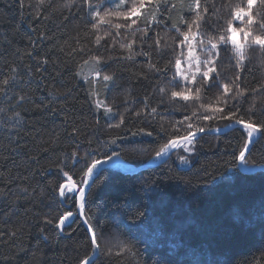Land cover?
Returning a JSON list of instances; mask_svg holds the SVG:
<instances>
[{"label": "trees", "instance_id": "16d2710c", "mask_svg": "<svg viewBox=\"0 0 264 264\" xmlns=\"http://www.w3.org/2000/svg\"><path fill=\"white\" fill-rule=\"evenodd\" d=\"M170 2L177 3V9L171 11L169 23L179 24L178 0ZM213 2L223 0H209L210 6ZM237 2L232 0L233 4ZM29 3L34 8H28ZM51 3L53 8L37 19L34 13L40 7L39 0H25L23 8L18 0H0V72L8 74L14 64L23 69L24 65L39 63L47 69L36 74L26 89L43 106L27 103L20 109L21 123L11 119L13 110L0 99V107L7 113H0V264H79L86 255L92 256L89 233L81 218L66 222L63 232L54 223L44 222L45 217L54 218L58 211H76L73 199L61 201L53 191L61 179L56 162L72 150L74 143H79L83 152L91 142V147L101 149V159L106 158L104 152L116 151L124 162L142 167L155 158L168 134H182L175 132L173 125L193 110L179 101L174 105L160 103L157 86L169 87L174 69L168 61L176 58L169 39L163 58L156 55L154 46L151 57V63L167 65L168 79L164 75L154 79L156 73L143 55L113 62L109 71L119 77L116 86L106 91L101 81L96 87L100 98L115 101L126 122L121 129H109L101 116L97 125L90 95L93 86L84 82L93 67L83 64V54H67L80 46L77 39L85 47L91 45V39L84 38L87 10L71 6L69 0ZM213 19H209L210 25ZM160 34L175 35L167 30ZM120 43L127 40L119 38L115 48H101V52L123 51ZM28 52L34 55L29 57ZM45 58L47 65L42 63ZM219 71L226 82L238 74L223 52ZM239 74L242 88L264 85V56L250 53L246 70ZM217 91L208 93L206 102ZM146 97L148 109L156 107L157 112L136 117L133 113L145 107ZM253 99L257 102L255 118L264 120L260 111L264 93L249 96L247 103L237 107L247 117ZM210 123L222 129L230 124ZM73 126L79 127L78 136L69 135ZM148 131L153 135L144 134ZM243 136L237 126L220 134L198 136L187 167L181 165L176 151L166 161L137 172L105 167L104 176L90 190L88 205L91 223L103 237L101 243L106 249L96 264H255L264 260V168L245 172L233 159ZM13 147L17 150L12 151ZM82 166L73 168L69 164L74 178ZM245 166L264 167V138L256 140ZM25 187L31 196L20 190ZM41 191L44 198H34ZM137 209L144 215L137 216ZM13 231L18 233L16 238L10 235ZM106 237H114L115 244H108ZM124 246L128 251L118 255Z\"/></svg>", "mask_w": 264, "mask_h": 264}, {"label": "snow or ice", "instance_id": "6c2138e0", "mask_svg": "<svg viewBox=\"0 0 264 264\" xmlns=\"http://www.w3.org/2000/svg\"><path fill=\"white\" fill-rule=\"evenodd\" d=\"M46 2L47 7H44ZM18 3L21 8L25 7V0H18ZM69 4L87 10V30L84 38L85 41L91 39V45L85 47L82 41L77 39V44L80 46L71 48L67 54L72 56L81 53L84 56L83 64L93 67L92 74L84 78V82L93 86L90 95L93 97V106L97 113L95 121L97 125L101 116L107 122L109 129H121L126 122L125 114L119 112V106L115 101L108 102L106 98H100L99 89L96 87L101 81L106 91L116 86L119 77L115 72L109 71L113 62L131 60L135 56L143 55L150 68L156 73L154 79L159 80L161 75L168 79L167 65H161L159 61L151 63V57L154 46L156 55L162 59L168 40L171 39L174 44L172 51L176 53V58L169 60L168 63L172 65L174 71L169 80V87L157 86V91L161 95L160 103L174 105L179 101L183 102L185 108L191 107L193 110L173 125L175 132L182 134H168V139L156 151V158H163L176 149L191 155L195 151L198 136L206 132L220 134L225 131L219 127L213 128L210 122L229 121L230 124L226 129L237 126L244 134L243 144L233 153V159L242 165L248 163V156L251 155L257 135L264 138V120L258 121L255 118L256 99H253L249 105L247 117L237 105L247 103L249 96L256 97L264 93V85L245 89L238 82L241 80L239 73L246 70L249 54L255 52L264 56V0H238L235 4L232 0H223L219 4L213 2L211 6L209 0H178L181 13L179 24L169 23L171 11L177 9V3H171L170 0H99L97 3H94V0H80L79 4L76 0H69ZM39 5L34 13L37 19L53 8L51 0H39ZM27 7L34 8L31 3ZM68 10L71 11V7ZM225 12L226 15H222ZM212 18L215 19L210 25L208 21ZM111 29L115 31H110ZM164 30L174 31L175 35L162 36L160 33ZM119 38L127 40V43L119 44V48L123 51L114 54L101 52V48H115ZM150 40L152 44H149ZM102 41L105 43L102 44ZM193 42H196L200 48L203 58L193 55ZM93 48L96 49L95 52ZM222 52L229 57V62L238 73L231 82L221 79L219 68ZM27 55L32 57L34 53L28 52ZM48 62L47 58L42 61L44 65ZM46 70V68L42 69L39 63L35 66L24 65L23 69L21 65L14 64L8 74L0 72V99H4L8 107L13 110L11 119L16 120L17 123L22 122L20 109H23L27 103L36 104L37 107L43 106L42 102L37 103L26 89L30 87L36 74ZM213 89L218 90L217 94L210 102H206L208 93ZM127 103L125 101V105ZM144 104L145 107L135 111L133 115L140 117L156 114V107L148 109L147 97ZM260 111L264 112V108ZM0 113L7 114L3 107H0ZM79 131V127L73 126L69 135L78 136ZM144 134L153 135L151 131ZM99 143L102 142H98V145ZM112 143L114 144L115 140ZM16 150L17 147L12 148V151ZM100 151L99 146L91 147L89 142V148L81 152L80 144L74 143L72 150L56 162L55 167L61 179L53 191L58 194L61 201L73 199L76 211L73 212L71 209L58 211L54 218L44 219L46 224L54 223L55 227L63 232L66 222L74 223L75 218H82L83 224L87 226L89 247L93 255H86L79 264H96L99 256L106 251L101 243L103 237L97 235L88 215L89 195L92 186L107 171L104 165L112 162L113 167L117 166L120 153L104 152L106 158L101 159L98 154ZM180 159L181 163H187V157L181 156ZM69 164L73 168L83 165L77 178L71 174L72 169L68 167ZM20 190L32 195L27 187ZM32 192H36V189ZM34 198L42 200L43 192L37 193ZM136 215L143 216L144 213L137 209ZM10 235L16 238L18 233L13 231ZM124 251H128L127 246L121 247L117 254H123ZM255 264H264V260H256Z\"/></svg>", "mask_w": 264, "mask_h": 264}, {"label": "rangeland", "instance_id": "374dc122", "mask_svg": "<svg viewBox=\"0 0 264 264\" xmlns=\"http://www.w3.org/2000/svg\"><path fill=\"white\" fill-rule=\"evenodd\" d=\"M193 55L194 56H200L201 58H203V54L200 52V48L197 46L196 42H193ZM194 63H195V61H193V64ZM185 69H187V65L186 64H185ZM175 151L179 153V155H178L179 158L181 156L187 157V163H181V165L183 167H187L189 165V159H188L189 157L188 156H190V155L188 153H184L182 150H179V149H176ZM152 161L155 162V163L157 162L156 156H155V158ZM180 161H181V159H180ZM109 163H112V162H109ZM241 166H242V168L244 170H252L253 169V168L252 169H249L247 166L242 165V164H241ZM114 168H120V169H124V170H130V168L126 164L121 163V161L117 162V167H114ZM114 237L108 238V239L106 237L107 243L108 244L110 243V244L114 245L115 244V242L113 241L114 240Z\"/></svg>", "mask_w": 264, "mask_h": 264}, {"label": "water", "instance_id": "95a60500", "mask_svg": "<svg viewBox=\"0 0 264 264\" xmlns=\"http://www.w3.org/2000/svg\"><path fill=\"white\" fill-rule=\"evenodd\" d=\"M232 127H233V126H232ZM226 130H228V129L225 128V131H226ZM223 132H224V131H223ZM258 138H260L259 134L257 135L256 140H257ZM174 151H175V150L170 151V152L166 155V157H165L164 159H161L160 161H157L156 163L153 162V161H151V162L147 163L146 165H144V166H142V167H138V168H137V167H134V166H132V165H130V164L124 162L122 159H120L121 163L126 164V165L130 168V170H124V169H121V170H122L123 172H130V173H132V172H137V171H140V170L145 169V168H148V167L156 166V165H158V164H160V163L166 161V160L171 156V154H172ZM105 167H113V166H112V163H108V164L104 165V168H105ZM115 167H117V166H115ZM241 168H242V166H241ZM263 168H264V167H259V168H257V169H252V170H244L243 168H242V169H243L245 172H254L255 170H261V169H263ZM81 220H82V218H81ZM82 222H83V220H82ZM85 226H86V225H85ZM86 227H87V226H86Z\"/></svg>", "mask_w": 264, "mask_h": 264}, {"label": "bare ground", "instance_id": "6f19581e", "mask_svg": "<svg viewBox=\"0 0 264 264\" xmlns=\"http://www.w3.org/2000/svg\"><path fill=\"white\" fill-rule=\"evenodd\" d=\"M167 155V154H166ZM166 155L163 158H158L157 161H160L161 159H164L166 157Z\"/></svg>", "mask_w": 264, "mask_h": 264}]
</instances>
